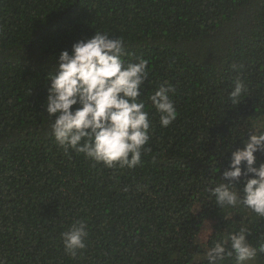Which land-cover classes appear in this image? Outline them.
<instances>
[{
  "label": "trees",
  "instance_id": "trees-1",
  "mask_svg": "<svg viewBox=\"0 0 264 264\" xmlns=\"http://www.w3.org/2000/svg\"><path fill=\"white\" fill-rule=\"evenodd\" d=\"M96 30L120 37L126 60L148 62L141 98L150 151L134 168L65 152L50 134L48 73L62 50ZM238 79L246 90L234 104ZM165 84L174 88L177 118L162 128L148 97ZM260 130L264 0H0L5 264H207L206 251L242 227L258 252L245 264H264V218L243 204L221 207L206 191L221 182L232 151ZM255 155L258 167L264 152ZM78 223L86 247L72 256L61 233ZM221 264L237 261L226 256Z\"/></svg>",
  "mask_w": 264,
  "mask_h": 264
},
{
  "label": "clouds",
  "instance_id": "clouds-1",
  "mask_svg": "<svg viewBox=\"0 0 264 264\" xmlns=\"http://www.w3.org/2000/svg\"><path fill=\"white\" fill-rule=\"evenodd\" d=\"M125 47L120 37L110 38L96 30L91 38L75 42L71 51L62 50L58 63L48 73L46 113L52 118L50 134L65 152L73 149L107 168H134L150 151L145 146L151 139V121L141 98L148 62L143 58L126 60ZM232 68L239 70L235 64ZM245 90V83L238 79L229 93L232 103L239 104ZM173 92L174 88L165 84L148 97L160 114L162 128L177 118ZM257 152H264V130L250 132L244 146L232 151L221 182L206 189L217 205L243 204L264 218V162L255 166ZM242 176L245 180L240 189L235 182ZM247 231L242 227L217 241L205 253L207 264H221L226 256L233 255L237 264L255 260L258 252L248 241ZM87 235L84 223L61 233L65 251L75 256L77 250L86 247ZM259 252L264 253V244ZM0 264L5 261L0 259Z\"/></svg>",
  "mask_w": 264,
  "mask_h": 264
},
{
  "label": "rangeland",
  "instance_id": "rangeland-1",
  "mask_svg": "<svg viewBox=\"0 0 264 264\" xmlns=\"http://www.w3.org/2000/svg\"><path fill=\"white\" fill-rule=\"evenodd\" d=\"M212 230V226L210 225V223H207L205 225V228L202 231V239L205 240L208 238V235L211 233Z\"/></svg>",
  "mask_w": 264,
  "mask_h": 264
}]
</instances>
